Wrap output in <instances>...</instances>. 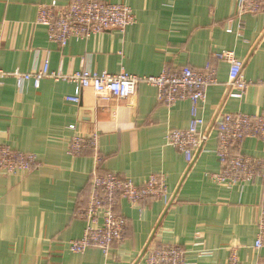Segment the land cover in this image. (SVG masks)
I'll list each match as a JSON object with an SVG mask.
<instances>
[{
    "label": "crops",
    "instance_id": "crops-1",
    "mask_svg": "<svg viewBox=\"0 0 264 264\" xmlns=\"http://www.w3.org/2000/svg\"><path fill=\"white\" fill-rule=\"evenodd\" d=\"M72 0H0V69L30 73L52 71L155 77L165 66L217 69L218 85L198 105L207 142L189 166L167 142L171 130L192 122L189 101L166 106L157 90L138 87L132 100H99L91 89L43 79L19 91L13 79L0 85V139L13 149L38 157L40 167L27 175L0 179V264H145L144 251L156 236L181 245L188 264H227L238 246L242 264L264 263L255 250L257 224L264 206V181L229 189L207 175L221 170L216 154V123L224 114L264 113V13L233 18L236 0H100L125 4L137 23L125 32L108 31L89 40H71L66 48L50 42L37 25L38 7ZM232 29V32H228ZM234 52L244 63L250 86L241 100L228 97L229 65L213 58ZM79 96V105L66 101ZM76 126V131L71 130ZM75 135L99 136L98 165L94 152L68 154ZM242 152L264 157V144L244 142ZM113 172L139 183L163 174L168 200H150L140 208L122 200L119 212L129 221L125 243L109 258L97 249L70 251L81 239L86 222L77 219L78 200L87 199L90 178Z\"/></svg>",
    "mask_w": 264,
    "mask_h": 264
},
{
    "label": "built area",
    "instance_id": "built-area-1",
    "mask_svg": "<svg viewBox=\"0 0 264 264\" xmlns=\"http://www.w3.org/2000/svg\"><path fill=\"white\" fill-rule=\"evenodd\" d=\"M264 13V0H236L233 18ZM137 23L131 7L125 4L104 3L100 0H72L67 6L56 2L38 7L37 25L45 28L50 42L66 48L71 40H89L108 31L125 32ZM232 32V29H228ZM213 58L229 65V77L225 83L228 97L241 100L250 86L244 76V63L234 52L215 53ZM66 82L76 85L80 90L91 89L99 100H132L139 85L154 87L158 102L166 106L189 101L192 104V122L186 130H171L166 139L168 144L182 154L189 166L194 164L196 154L207 142L210 134L202 133L203 119L197 114L198 105L206 101L208 90L218 85L217 69L207 63L203 70L185 66L173 68L165 66L155 77H138L122 72L119 75L93 73L82 69L73 74L52 71L46 61L42 71L25 73L19 70L6 72L0 69V85L6 79H13L19 91L31 82L40 87L43 79ZM69 103L79 105V96L68 97ZM76 131V126L71 125ZM218 148L216 151L221 170L207 175L215 185L229 189L250 185L257 180L264 181V157H250L242 152L248 139H256L264 144V113L248 115L242 112L222 115L216 123ZM68 154L81 157L94 152L100 165L104 157L99 152V136L75 135L69 140ZM40 167L38 157L32 153L13 149L0 139V179L27 175ZM169 198V188L163 174H152L136 183L128 177L113 172L93 171L90 178L87 199H79L77 219L86 222L81 239L69 243L70 251L83 254L87 250L102 251L106 258L116 247L122 246L129 231V221L119 212L120 202L126 200L132 207L140 208L144 203ZM258 236L254 249H264V206L257 224ZM238 246H233L227 264H242ZM145 264H188L186 250L178 244H166L154 236L144 255ZM264 264V263H260Z\"/></svg>",
    "mask_w": 264,
    "mask_h": 264
},
{
    "label": "water",
    "instance_id": "water-1",
    "mask_svg": "<svg viewBox=\"0 0 264 264\" xmlns=\"http://www.w3.org/2000/svg\"><path fill=\"white\" fill-rule=\"evenodd\" d=\"M148 248V247H147ZM147 248H146V250H147ZM146 250L144 251V254H143V256L142 257H144V255H145V253H146Z\"/></svg>",
    "mask_w": 264,
    "mask_h": 264
}]
</instances>
